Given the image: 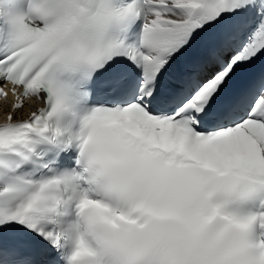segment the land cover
I'll return each instance as SVG.
<instances>
[{
    "label": "snow or ice",
    "instance_id": "obj_1",
    "mask_svg": "<svg viewBox=\"0 0 264 264\" xmlns=\"http://www.w3.org/2000/svg\"><path fill=\"white\" fill-rule=\"evenodd\" d=\"M0 100V264H264V0H0Z\"/></svg>",
    "mask_w": 264,
    "mask_h": 264
},
{
    "label": "bare ground",
    "instance_id": "obj_2",
    "mask_svg": "<svg viewBox=\"0 0 264 264\" xmlns=\"http://www.w3.org/2000/svg\"><path fill=\"white\" fill-rule=\"evenodd\" d=\"M9 103H11V102H9ZM2 104H3V101L1 100L0 105H2ZM25 113H27V109H25ZM4 117H5V115H4L3 109H2V107H0V119H2Z\"/></svg>",
    "mask_w": 264,
    "mask_h": 264
}]
</instances>
